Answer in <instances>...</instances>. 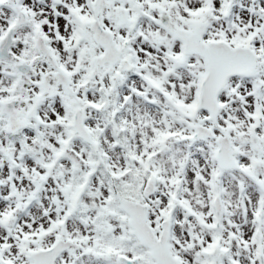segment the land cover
<instances>
[{
	"label": "snow or ice",
	"instance_id": "1",
	"mask_svg": "<svg viewBox=\"0 0 264 264\" xmlns=\"http://www.w3.org/2000/svg\"><path fill=\"white\" fill-rule=\"evenodd\" d=\"M0 264H264V0H0Z\"/></svg>",
	"mask_w": 264,
	"mask_h": 264
}]
</instances>
